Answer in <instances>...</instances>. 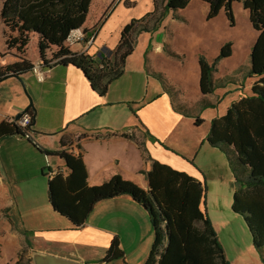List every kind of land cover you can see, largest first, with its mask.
<instances>
[{"label": "crops", "instance_id": "obj_1", "mask_svg": "<svg viewBox=\"0 0 264 264\" xmlns=\"http://www.w3.org/2000/svg\"><path fill=\"white\" fill-rule=\"evenodd\" d=\"M139 1L146 14L154 11L155 0ZM201 4L206 16L208 6ZM137 5V0H92L81 30L94 39L84 51L81 45L70 51L93 57L111 53L118 45L122 28L140 17L134 12ZM157 8L160 11L161 4ZM232 9L236 12L245 10L239 1L234 2ZM181 11L176 14L183 19L180 21H185L180 16ZM162 41L153 46L155 53L175 55L170 45ZM2 49L0 42V52ZM37 55L36 51L28 54L32 64L38 59ZM131 57L125 60L124 73L104 95L93 91L83 72L72 65L52 66L43 82L31 73L18 78L7 76L0 82V122L15 120L17 114L27 109L30 99L34 110L33 140L45 150L80 154L88 172L89 187L99 186L119 175L146 191V174L153 161L188 174L205 187L203 206L229 264H262L249 241L247 229L244 231L243 225L234 220L241 216L233 213L229 195L224 198L221 194L224 185H233V195L238 188L225 154L210 147L206 141L209 127L202 133L189 130L192 118L201 120L200 125L192 127L193 130L206 120L211 124L217 118L210 114L204 118L203 113L210 108L200 106L204 99L214 105L210 110L217 109L215 92L206 96L199 93L194 100L184 98L177 86L160 73L176 90L175 94L165 93L160 83L153 79L160 86L153 83L149 90L148 84L144 97L123 96L131 84L117 82L128 72L132 76L127 77V81L133 78L137 83L144 82V77L145 81L150 78L148 62L133 65ZM15 61L9 55L0 57V65ZM240 66L248 68L249 61L236 69ZM235 70L227 75H232ZM243 78L238 75L233 86L240 84ZM241 97L247 96L242 93L238 99ZM120 105L124 107L118 109ZM161 114L169 121L160 123L158 117ZM119 117L123 119L118 120ZM61 142L67 143V147H62ZM49 162L56 169L64 164L54 157L49 158ZM17 163L25 168L21 178L14 174ZM1 166L5 173L3 179L0 178V264H15L23 250L26 259L37 253L77 264H95L104 259L113 239H118L123 258L107 264H144L153 242L151 224L144 209L130 197L119 196L98 202L85 224L74 230L69 221L51 209L47 198L48 180L42 179L45 159L33 145L17 136L2 138L0 170ZM207 195L215 197L210 200ZM10 245L16 248L13 256L7 253Z\"/></svg>", "mask_w": 264, "mask_h": 264}, {"label": "trees", "instance_id": "obj_2", "mask_svg": "<svg viewBox=\"0 0 264 264\" xmlns=\"http://www.w3.org/2000/svg\"><path fill=\"white\" fill-rule=\"evenodd\" d=\"M92 0H2L0 3V57L9 55L16 61L0 65V82L8 77L18 78L32 71L28 59L31 42L36 45L38 59L43 67L72 65L83 72L93 91L104 95L110 85L124 73L126 58L134 51L138 36L152 33L166 12L186 8L191 0H155L154 11L127 23L121 30L120 40L110 53L105 52L95 60L86 54H76L64 47L68 35L82 28ZM208 6L206 19H215L222 10L231 25L234 24L232 6L242 3L247 11L251 28L257 33L250 51L249 67L240 66L232 75L214 79L217 62L231 56L229 43L221 46L218 57L211 63L204 56L197 59L199 90L202 96L214 93L227 84H235L237 76L253 79L251 95L234 102L224 115L211 121L206 141L209 146L223 152L238 185L232 198V211L241 216L250 235L253 248L264 264V0H196ZM161 4V10L158 6ZM54 50V51H53ZM52 51V52H51ZM51 52V55H49ZM49 55V56H48ZM165 93L176 90L160 72H151ZM202 109L214 108L202 99ZM30 117L26 128L19 120L0 122V140L11 136L21 137L35 147L44 158L54 157L64 164L65 174H55L47 182V198L55 214L65 218L71 229L82 227L94 206L103 200L119 196L130 197L146 212L151 224L153 242L144 264H229L214 227L203 206L206 195L202 183L186 173L153 161L146 174L148 190H142L119 175L112 176L99 186L87 185V170L81 155L67 150H45L33 139L34 110L28 108ZM196 120L195 125H200ZM62 147L67 143L61 142ZM79 148V147H77ZM113 239L106 251L104 262L123 258ZM25 251L19 253L15 264H29Z\"/></svg>", "mask_w": 264, "mask_h": 264}, {"label": "rangeland", "instance_id": "obj_3", "mask_svg": "<svg viewBox=\"0 0 264 264\" xmlns=\"http://www.w3.org/2000/svg\"><path fill=\"white\" fill-rule=\"evenodd\" d=\"M157 1L160 2L161 0ZM1 2L2 0H0V3ZM137 2L138 5L134 8V12L140 15L137 19L152 13V11H150L146 14L143 8L144 5L139 0H137ZM232 13L234 19L233 25H231L227 20L222 10L214 20H207L206 16L202 12V4L196 0H192L188 6L180 12V16L183 17L185 21H180L172 15V12H166L154 32L148 34L141 33L136 41V45L130 59H132L133 65H136L139 62H142L143 64V62L146 63L147 61L152 68H154L157 72L162 73L170 83L177 86V89L181 91V96L194 100L200 93L198 80L199 68L197 63V59H199L200 55L204 56L207 62L212 63L218 57L221 46L225 43L230 44L231 56L217 62L216 72L214 74L215 79L227 76V74L232 73L237 66L242 64L247 65L248 61H250V51L256 40L257 34L251 28L252 26L249 23L245 10L242 9L238 12L233 10ZM167 33H169V35ZM162 40L170 45V48L175 55H170L165 51L162 56L155 53L154 49H152L153 46ZM35 47V43L31 42V45L29 46V53H35ZM51 52H49V55H51ZM151 67L148 69L153 72L154 70ZM128 73L129 74H127L125 78L122 77L117 82L119 84L122 83V81H125L124 83L127 84V82H130L131 84L129 91L127 93H122L123 96L128 94L129 98L138 95H143L144 97L148 84L149 90H151V87L154 85L153 83H156L158 87L160 86L151 77L148 78L147 81H145L146 78L144 77V82L140 80L135 83L133 78L130 81H127V77L131 78L132 76L130 75V72ZM252 81L254 80L249 81V79L243 78L238 85L233 86V84H227L225 87L217 89L213 94L218 98L217 109H208L202 116L204 118V115L209 114L210 116H222L225 111H227L230 106L237 101L238 97L242 93L244 96L251 95L250 83ZM132 83L135 85L133 86ZM118 107V109H120V107L124 106L120 105ZM135 113L137 114V111ZM130 116L132 119H135L131 113ZM121 118L123 119V117H119L118 120ZM107 120H109L108 114ZM158 121L160 123H166L169 120L161 114L160 117H158ZM191 121L192 127H194L195 120L192 118ZM203 123L204 124L198 129L193 130L191 127L189 130L192 132L202 133L210 127V122L207 120ZM173 138L176 139L175 136ZM174 141L175 140H172V142ZM4 173V167L1 166V179H3ZM23 173H25V168L18 163L15 164L14 174L18 178H21V176L23 177ZM121 178L123 179V177ZM42 179L45 182L47 181L45 176H43ZM221 190V194L224 198L229 195L230 203L232 204V196H234L233 185H224ZM207 197L211 200L215 196L207 195ZM234 218V220L243 225L245 229L244 231H246L247 228L242 218ZM236 224L237 223L234 225L237 226ZM248 238L251 243L249 234ZM15 252V245H10L7 253H9L10 256H13ZM29 259V264H33L32 259Z\"/></svg>", "mask_w": 264, "mask_h": 264}, {"label": "built area", "instance_id": "obj_4", "mask_svg": "<svg viewBox=\"0 0 264 264\" xmlns=\"http://www.w3.org/2000/svg\"><path fill=\"white\" fill-rule=\"evenodd\" d=\"M92 39H94L93 36L87 37L86 34L81 30H74L72 31L68 37L64 41V47L67 48L68 50H71L75 47H80L83 46L82 51L88 48V46L91 44ZM93 60L97 58V56H91ZM32 71L30 72L38 81H44L47 75V72H49L48 69L43 67L42 61L40 59H37L33 64H32ZM30 122V117L26 114H23L18 122V126L20 128H26L28 123ZM27 139L33 138L32 133L27 132L25 135ZM45 159V168H44V174L48 179H51L55 174L63 173L65 174V168L64 167H59L58 169L53 168L50 165L49 158H44ZM87 264V263H84ZM95 264H107L104 262V260H99Z\"/></svg>", "mask_w": 264, "mask_h": 264}, {"label": "water", "instance_id": "obj_5", "mask_svg": "<svg viewBox=\"0 0 264 264\" xmlns=\"http://www.w3.org/2000/svg\"><path fill=\"white\" fill-rule=\"evenodd\" d=\"M29 101H30V104L28 105L27 109L32 108V102L30 99ZM25 111H22L21 113L17 114L15 117V120H19L21 116L25 114ZM31 259H32L33 264H77V263L71 262L70 260L53 257V255H44V254H37V253H34Z\"/></svg>", "mask_w": 264, "mask_h": 264}]
</instances>
